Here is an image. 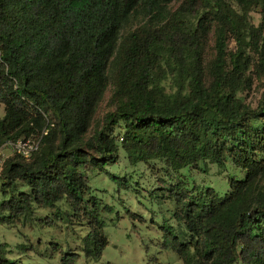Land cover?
I'll use <instances>...</instances> for the list:
<instances>
[{
	"label": "trees",
	"instance_id": "16d2710c",
	"mask_svg": "<svg viewBox=\"0 0 264 264\" xmlns=\"http://www.w3.org/2000/svg\"><path fill=\"white\" fill-rule=\"evenodd\" d=\"M132 17L141 21L122 32ZM110 65L111 109L88 137ZM251 68L263 79L256 102L241 94L253 86ZM0 102V142L47 130L30 157L4 161L1 222L50 207L42 220L55 223L62 199L80 215L83 202L97 200L85 197L90 172L105 171L120 151L131 165L163 162L168 174L230 160L246 176L230 177L224 194L176 178L183 228L170 224L162 244L183 264H264V0H0ZM89 209L83 250L98 258L105 221ZM9 251L0 241V264H23ZM79 256L64 252L62 262Z\"/></svg>",
	"mask_w": 264,
	"mask_h": 264
},
{
	"label": "rangeland",
	"instance_id": "374dc122",
	"mask_svg": "<svg viewBox=\"0 0 264 264\" xmlns=\"http://www.w3.org/2000/svg\"><path fill=\"white\" fill-rule=\"evenodd\" d=\"M251 17L259 23V8L252 9ZM140 21L141 17L130 18L122 32L135 27ZM213 46L214 36L211 33L208 53H212ZM229 47H235L234 39ZM108 74L109 85L95 111L88 137L92 135L93 125L111 109L109 98L115 85L111 65ZM251 75L253 86L241 94L256 102L261 96L263 79L254 68H251ZM165 83L168 90H173L170 80ZM4 114L5 104L0 102V116ZM122 131L120 126L115 127L116 134ZM116 157L115 162L106 165L105 171L95 168L90 172L92 190L86 192L85 197L88 199L94 195L97 200L83 202L80 215H75L69 202L62 199L58 205H62L63 210L55 223L42 220L53 216L56 209L50 207H37L32 214H24L12 222L0 221V241L7 242L10 249L8 256L20 259L23 264H63V253L72 250L80 253L73 264H183V259L174 249L162 244L164 232L170 224L176 229L183 228L174 215L182 204L174 193L176 178L180 176L188 188L197 186L203 190L213 186L224 194L230 189V177L243 179L246 176V169L230 160L222 164L211 163L208 170L184 167L180 173L168 174L160 161L150 165H131L123 151ZM3 163H0V171ZM109 173L129 179H111ZM106 204L112 208L105 209ZM90 207L105 221L103 230L108 238L98 258L87 256L83 250V237L92 225L88 212Z\"/></svg>",
	"mask_w": 264,
	"mask_h": 264
},
{
	"label": "built area",
	"instance_id": "2783aa9c",
	"mask_svg": "<svg viewBox=\"0 0 264 264\" xmlns=\"http://www.w3.org/2000/svg\"><path fill=\"white\" fill-rule=\"evenodd\" d=\"M46 132L47 130H44L43 133ZM43 133L28 137L7 138L0 142V163H3L14 152H18L27 158L30 157L40 148Z\"/></svg>",
	"mask_w": 264,
	"mask_h": 264
}]
</instances>
